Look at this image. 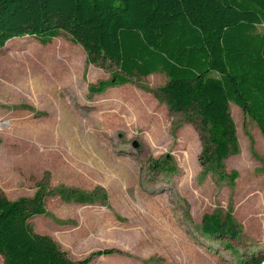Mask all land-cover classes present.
Here are the masks:
<instances>
[{
    "label": "rangeland",
    "instance_id": "obj_1",
    "mask_svg": "<svg viewBox=\"0 0 264 264\" xmlns=\"http://www.w3.org/2000/svg\"><path fill=\"white\" fill-rule=\"evenodd\" d=\"M114 72L90 65L64 34L47 45L15 38L0 49V192L16 200L44 188L46 215L30 224L74 261L103 249L120 253L89 264L264 256V137L256 122L229 104L239 147L223 162L224 174L236 173L230 183L202 166L195 125L153 95L163 74L90 91ZM60 188L97 199L66 203ZM227 212L240 226L236 239L202 234L205 215Z\"/></svg>",
    "mask_w": 264,
    "mask_h": 264
},
{
    "label": "trees",
    "instance_id": "obj_2",
    "mask_svg": "<svg viewBox=\"0 0 264 264\" xmlns=\"http://www.w3.org/2000/svg\"><path fill=\"white\" fill-rule=\"evenodd\" d=\"M264 0H0V49L15 38L42 45L64 34L80 45L90 65L114 69L106 86L163 74L152 91L172 113L194 124L201 140L202 166L220 179L223 162L239 153L233 103L250 117L264 137ZM66 203L93 204L95 194L60 188ZM45 190L32 198L9 200L0 192V256L3 264H89L120 253L103 249L74 261L30 220L46 215ZM212 238L236 239L240 226L230 212L204 216L200 228ZM250 255L240 264H262Z\"/></svg>",
    "mask_w": 264,
    "mask_h": 264
},
{
    "label": "crops",
    "instance_id": "obj_3",
    "mask_svg": "<svg viewBox=\"0 0 264 264\" xmlns=\"http://www.w3.org/2000/svg\"><path fill=\"white\" fill-rule=\"evenodd\" d=\"M13 40V39H12ZM9 41H11V40H9Z\"/></svg>",
    "mask_w": 264,
    "mask_h": 264
}]
</instances>
